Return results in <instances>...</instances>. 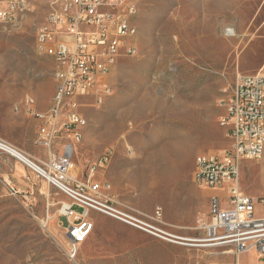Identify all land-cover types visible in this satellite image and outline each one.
<instances>
[{
	"label": "rangeland",
	"instance_id": "obj_1",
	"mask_svg": "<svg viewBox=\"0 0 264 264\" xmlns=\"http://www.w3.org/2000/svg\"><path fill=\"white\" fill-rule=\"evenodd\" d=\"M30 3L23 16L0 22L3 113L14 110L26 96L46 107L53 95L52 60L33 48L35 29L48 3ZM135 3L137 53L113 65L107 74L111 93L102 103L94 104L91 97L82 100L86 124L74 159L82 163L84 157L112 147L109 166L95 179L109 182L122 206L145 212L160 206L170 231L203 238L196 218L207 214L213 191L192 182L194 158L227 148L229 141L219 124L221 100L236 74L264 72V0ZM226 29L232 34H225ZM5 125L0 117V131ZM27 170L28 179L10 180L21 190L32 188L29 206L7 195L0 180V264H70L63 250L64 229L56 225L66 223L59 207L67 198ZM239 182L244 193L263 201L256 208L264 214V153L243 161ZM214 191L223 194L222 188ZM48 214L59 218L50 223ZM89 218L92 228L78 252L83 264L236 262L228 245L167 242L102 213L91 211ZM258 263L264 264V257L255 251L239 256V264Z\"/></svg>",
	"mask_w": 264,
	"mask_h": 264
},
{
	"label": "built area",
	"instance_id": "obj_2",
	"mask_svg": "<svg viewBox=\"0 0 264 264\" xmlns=\"http://www.w3.org/2000/svg\"><path fill=\"white\" fill-rule=\"evenodd\" d=\"M27 0H0V22L10 23L23 16ZM48 11L37 25L33 48L38 55L52 60L53 100L47 110H37L36 101L26 96L21 104L27 116L38 120L34 143L46 151L44 159L35 158L0 138V151L18 162L67 200L59 207L65 219L63 250L70 264H83L79 247L88 237L91 211L102 213L148 235L167 242H209L228 245L239 264L242 253L255 251L264 257V214L256 205L263 201L240 188L243 161L260 158L264 153V72L238 73L226 97L221 100L223 114L219 124L229 143L227 148L199 153L194 158L192 182L201 189H211L207 214L196 218L197 230L203 238L180 237L168 229L160 206L150 212L134 206H122L107 181L95 176L109 166L112 147L98 155L74 159L82 140V100L91 97L100 104L111 93L107 67L126 56L137 53L133 39L138 11L135 0H47ZM227 34V33H225ZM64 141L55 149L58 136ZM127 152V148H126ZM5 193L31 203L32 190H21L3 180ZM222 188L223 194L216 193ZM75 207L79 208L76 209ZM46 222L42 223L45 228ZM263 264V263H258Z\"/></svg>",
	"mask_w": 264,
	"mask_h": 264
},
{
	"label": "crops",
	"instance_id": "obj_3",
	"mask_svg": "<svg viewBox=\"0 0 264 264\" xmlns=\"http://www.w3.org/2000/svg\"><path fill=\"white\" fill-rule=\"evenodd\" d=\"M49 105L50 100L48 106L45 107L37 105L36 108L39 111H44L48 109ZM2 111L3 108L0 104V117L8 123V125H5L0 131V138L6 140L17 149L25 151V153L35 158L44 159L46 156L45 149L34 143V138L37 133L38 120L34 117L27 116L23 111H14L13 108L6 109L4 113ZM63 141V136L59 135L55 145L56 150H60ZM29 174L31 173L27 170V168L18 162L13 156L0 151V180L2 178V180L8 179V181H11L10 179L21 176L28 179ZM27 190H32V188L28 187ZM48 217L50 223L53 218H59L55 215L49 214ZM56 225L62 228L64 227L62 224L57 223Z\"/></svg>",
	"mask_w": 264,
	"mask_h": 264
},
{
	"label": "bare ground",
	"instance_id": "obj_4",
	"mask_svg": "<svg viewBox=\"0 0 264 264\" xmlns=\"http://www.w3.org/2000/svg\"><path fill=\"white\" fill-rule=\"evenodd\" d=\"M30 9H31V3H30V0H27V1H26V10H30ZM25 13H26V12H25ZM25 13H24V14H25ZM225 33H227V34H232V31H231L230 29H226V30H225ZM136 36H137V27H135L134 32H133V39H134V40H136ZM112 67H113V65H108V67H107V74L110 73ZM54 89H55V82H53V91H54ZM52 100H53V95H52L51 103H50L49 107H50L51 104H52ZM19 109H21V110L23 109V110H24V107H16V110H19ZM219 120H221V115H220V117H219ZM85 124H86V120L84 119V120H83V126H82V129L84 128ZM82 137H83V134H82Z\"/></svg>",
	"mask_w": 264,
	"mask_h": 264
}]
</instances>
